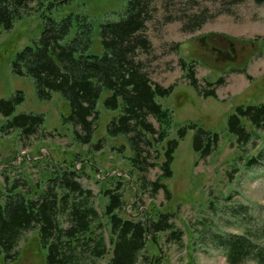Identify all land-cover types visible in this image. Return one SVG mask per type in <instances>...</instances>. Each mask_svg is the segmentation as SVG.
Wrapping results in <instances>:
<instances>
[{"label":"rangeland","instance_id":"1","mask_svg":"<svg viewBox=\"0 0 264 264\" xmlns=\"http://www.w3.org/2000/svg\"><path fill=\"white\" fill-rule=\"evenodd\" d=\"M126 2L70 0L52 15H85L92 24L86 53L99 56L103 49L98 25L117 20ZM151 7L144 29L150 48L139 59L152 82L172 84L166 96H155L171 112L169 136L174 137L178 126L191 125L177 142L171 176L161 180L169 197L162 188L138 187L140 182L129 166L126 137L106 132L107 121L118 113V108L103 105L108 90L103 88L96 101L98 119L90 141L81 144L74 138L71 123L62 120L68 113L63 96L50 92L48 98H40L32 79L14 72L16 53L33 46L42 29L36 9L22 13L9 29H0V100L21 93L9 115L0 112V194H7L6 189L16 183L10 191L33 197L45 188L50 175L73 168L80 175L76 180L91 191L92 204L101 213L106 201L103 189L112 188L118 180L124 201L122 215L144 218L171 211L173 229L181 231L176 240H166V232L154 234V243L148 239L142 251L145 259L135 264H227L213 233L242 234L247 229V236L264 247V132L255 130L246 144L238 145L226 127V118L236 106L264 104V1L151 0ZM190 20L201 22L191 31L182 30ZM72 34L73 29L68 37ZM179 58L193 60V73L202 88H208L204 81L221 77L212 86L215 98L203 97L187 83ZM19 113L42 117L36 132L23 139L19 128H5ZM152 123L156 126L154 120ZM197 128L219 135L212 152L202 158H197L191 146ZM98 140L100 147L94 148ZM153 155L148 152V161ZM251 156L256 157L254 162L246 165ZM159 172L157 166L147 167L142 175L148 182ZM114 175L117 178L111 177ZM2 201L0 197V204ZM16 251V259L8 264H45L34 229L21 234ZM107 256L99 264H105ZM241 264L256 263L245 259Z\"/></svg>","mask_w":264,"mask_h":264},{"label":"trees","instance_id":"2","mask_svg":"<svg viewBox=\"0 0 264 264\" xmlns=\"http://www.w3.org/2000/svg\"><path fill=\"white\" fill-rule=\"evenodd\" d=\"M69 1L0 0V29H9L15 19L31 9L39 11L43 23L34 45L24 46L16 53L14 72L29 76L40 98H48L50 92L63 96L68 113L62 120L71 123L74 138L81 144L90 141L98 119L96 101L103 88L108 90L103 105L108 109L118 108V113L107 121L106 132L126 137L131 152L129 166L140 182L138 187L151 186L153 191L162 188L166 198L169 197L161 180L171 176L177 142L191 125L178 126L174 137L169 136L171 112L156 102L155 96H166L172 84L162 86L152 82L139 59V54L150 48L144 29L151 18V0H127L117 20L98 25L103 49L99 56L86 53L92 24L85 15L74 12H66L58 18L52 15ZM239 1L242 0H229L230 3ZM253 1L261 3L264 0ZM200 22L190 20L191 24L181 28L191 31ZM72 29L73 34L68 37ZM191 62L193 60L179 58L183 77L203 97L215 98L212 86L220 83L221 77L204 81L208 88H202ZM20 94L17 91L11 98L0 100V112L4 116L20 101ZM41 122L40 115L19 113L6 122L5 128H19L23 139L34 134ZM226 127L235 135L238 145L246 144L250 136L256 134L255 130L264 132V104L236 106L226 118ZM218 137L216 132L197 128L191 142L197 158L211 153ZM100 143L98 140L94 148H99ZM149 151L154 153L152 161H148ZM255 158L248 157L245 164L251 165ZM153 166L160 172L153 181L147 182L142 172ZM79 176L73 168L56 172L47 178L45 188L33 197L10 191L16 183L6 189L7 194H0L3 200L0 204V264L16 259L17 242L23 232L31 229L36 231L39 245L44 249L45 264H99L107 255L105 264H135L145 259L142 251L148 239L154 243V234L166 232V240L180 238L181 231L173 229L171 211H158L144 218L122 215L124 201L118 191V180L112 188L103 189L106 201L98 213L91 201V191L82 188L76 180ZM236 211L244 215L242 209ZM243 233H213L212 238L227 264H241L245 259L264 264V247L247 236V229Z\"/></svg>","mask_w":264,"mask_h":264}]
</instances>
